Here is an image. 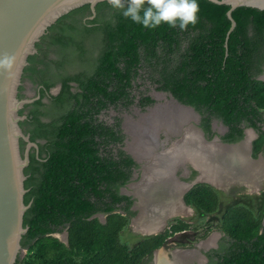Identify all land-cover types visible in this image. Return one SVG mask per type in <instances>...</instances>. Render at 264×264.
<instances>
[{
	"label": "trees",
	"instance_id": "1",
	"mask_svg": "<svg viewBox=\"0 0 264 264\" xmlns=\"http://www.w3.org/2000/svg\"><path fill=\"white\" fill-rule=\"evenodd\" d=\"M198 3L199 22L186 31L166 24L155 30L144 29L124 18L121 10L107 1L99 2L97 16L84 24L82 18L93 14L90 4H85L60 17L36 46L41 52L46 44L55 52L68 54V59L75 62L86 57L91 35L98 34L100 40L96 44L102 46L101 54L88 61L93 65L99 63L105 76L113 75L115 92H125L129 82L125 84L124 79L142 61L158 73L160 89L172 92L203 115L210 113L203 119L206 129L210 128L212 116L222 118L227 125L241 120L256 125L254 119L261 122V110H264V81L257 79L264 63V10L236 8L233 11L236 26L229 33V5L210 0H198ZM42 54L43 57L29 56L24 71L33 81L43 84L40 98L31 105L25 104L19 115L27 113L20 125L26 130L34 127L31 139H44L47 143L39 144L44 160L31 154L30 165L24 170L27 177L24 202L32 204L24 215V226H29V230L21 244L30 245L31 255L25 261L17 260L16 264H140L145 255L164 244L165 236L147 238L131 249L119 239L127 223L125 217L110 214L106 224L88 219L101 212V207L90 201L87 192H94L100 200L110 194L114 203L125 199L118 189L127 182L130 171L126 169L132 161L129 159L124 165L115 160L108 166V157L90 143L94 139L89 136V125L81 128L78 110L70 108L66 115L60 114L62 125L58 128L52 122L42 121L47 117L45 109L54 104L44 102L45 93L56 84L45 78L47 53ZM73 77L67 74L60 79L63 88L53 99L55 103L65 98L77 100L79 96L69 90L68 80ZM80 86L85 95L80 97L79 106L89 102L88 93L94 92L93 88L94 93L107 94L106 89L95 83L85 81ZM23 97L19 93V98ZM262 144L263 139L257 148ZM198 188L193 193L197 205L207 212L215 211L217 196L208 186ZM263 217L264 211L256 213L245 206L229 209L223 229L232 241L215 264H264ZM66 224H70L69 246L47 235L62 230ZM181 229L184 228L174 227L173 231ZM78 257L82 258L81 262L77 261Z\"/></svg>",
	"mask_w": 264,
	"mask_h": 264
},
{
	"label": "flooded vegetation",
	"instance_id": "2",
	"mask_svg": "<svg viewBox=\"0 0 264 264\" xmlns=\"http://www.w3.org/2000/svg\"><path fill=\"white\" fill-rule=\"evenodd\" d=\"M96 16L97 13L85 16L82 18V22L85 24L87 20H91ZM99 40L100 36L98 34H92L89 40L90 44L86 46L89 51L86 57L75 62L68 59V54L55 52L49 49L46 44L41 52L36 46L37 52L35 53L39 54L40 57H43L42 53H47V63L44 66L46 68L45 78L51 82L56 81V84L45 93L44 102L49 105L54 104L52 107L49 106L45 109L47 117L42 121L52 122L53 126L58 128L62 125L61 120H59L60 114L64 113L66 115L70 108L78 110L77 116L80 117L81 128L86 129L89 125V136L94 139L90 143L99 149L102 156L106 155L108 157V166L111 167L115 160L122 162L124 165L128 162L127 160L132 161L129 169H126L130 171L129 178L118 189L119 195L125 199L114 203V197L110 194L100 200L94 192H87L90 201L96 204L97 207H101V212L94 213L88 219H98L102 224H106L110 214H119L125 217L127 223L120 231L119 239L121 243L128 245L131 249L147 238L165 236L164 244L155 248L151 254L145 255L140 264H215L225 254V249L230 246L232 241L223 229L228 210L235 206H245L256 213L264 211V167L259 173L255 174V177L246 179L250 172L253 173L252 167L262 166V164L264 166V110H261V122L257 121V118L254 119L256 125L247 120H241L235 125H227L222 118L212 116L210 128L206 129L203 125V119L209 117L210 113L207 112L203 115L193 106L181 102L172 92L160 89L161 84L159 83L158 73L153 69H148L145 62L142 61L136 64L130 77L124 79L125 84L129 82L125 92H115L117 88H115L113 81L115 79H112L113 75L110 77L105 76L99 63L96 62L93 65L91 61H88L91 57L99 58L102 50V46L96 44ZM38 43H42L41 39ZM262 50L264 51V49ZM117 63L121 64L120 67H124L123 63ZM261 68L262 72L257 76V79L264 81V63ZM67 74L74 76L68 80L70 92L79 97L76 101L65 98L64 101L55 103L56 101L54 102L53 99L60 95L63 88V82L60 79ZM85 81L98 84L102 90H107V94L101 93V91L94 93L96 91L93 88L94 92H85L89 94V102L85 101L83 105L79 106L80 97L85 95L82 92L83 89L80 83ZM20 87L24 89L19 90L18 98L19 93L24 94L23 98L29 99L26 104L31 105L40 98L43 84L33 81L29 78L28 73L24 72ZM24 106L25 104L22 108ZM173 107L180 110H191L194 114L193 117L196 115L197 119L186 120L180 125L179 129L177 128V132L170 131L166 124L168 120L161 115L160 110L166 113ZM22 116L24 119L20 122L26 120L27 113ZM147 121L150 123L148 124ZM20 127L28 138L20 139L22 154L28 150L29 163L26 166L27 168L31 162V154H34L40 161L44 160L41 158L39 144H46L47 140L33 141L31 132L34 127L30 126L27 130L21 125ZM186 129H193L196 132L197 141H202L201 144L204 143L208 148L207 150L211 149L210 145H213L212 147L217 146L218 149L220 148V152L221 150L225 151L221 152L225 155V158L235 157L237 163L240 162L244 176L235 178L237 175H231L229 180L226 179L222 181L223 183L201 179V170L193 164L192 153L187 147L184 148L180 157L176 154V157L171 158L172 160L166 158L163 153L172 150L178 142L188 137L185 132ZM141 130H143V133ZM139 139L148 141L150 155L144 153L143 158L137 156L135 149L140 150L138 146ZM261 139H263V144L258 149ZM21 142L24 143L22 146ZM28 144L30 146L27 148ZM175 149L177 150V148ZM42 155L45 156L46 154L42 152ZM161 158L163 159L161 160ZM166 168L169 169L167 174H159L161 169L165 170ZM202 185L208 186L210 191L217 196L218 206L213 212H207L195 202L193 193L196 188ZM170 186H173L174 190ZM234 192H237V195L241 197H253L255 199L253 202L259 209L251 207V204L250 207L245 204H237L224 211L221 206L223 195L229 196ZM31 204L28 206L30 207ZM108 208L110 209L108 210ZM222 210L219 228L212 229L205 237L201 236V238L195 240L200 232L194 226L197 213L205 217L215 216ZM149 226L153 229L146 230L145 227L149 228ZM180 226L184 229L173 231L174 227ZM262 226H264V217ZM24 227L27 229L25 233L27 234L29 226ZM69 228L70 224H66L62 230L47 235L57 238L64 246H69ZM131 230L135 232L134 235ZM167 232H172V234L167 236ZM29 246H22L17 260L25 261L31 255ZM185 254H188V258L184 256ZM81 260L82 258H77L78 262H81Z\"/></svg>",
	"mask_w": 264,
	"mask_h": 264
},
{
	"label": "water",
	"instance_id": "3",
	"mask_svg": "<svg viewBox=\"0 0 264 264\" xmlns=\"http://www.w3.org/2000/svg\"><path fill=\"white\" fill-rule=\"evenodd\" d=\"M102 1L107 0H0V64L5 66L0 67V264H15L27 231L24 170L29 156L28 150L22 154L20 139L28 138L20 127L24 117L19 111L29 99L18 98V92L28 57L37 52L36 43L60 17L85 4H90L95 14L96 5ZM210 1L230 6L229 33L236 26V8L264 10V0Z\"/></svg>",
	"mask_w": 264,
	"mask_h": 264
},
{
	"label": "bare ground",
	"instance_id": "4",
	"mask_svg": "<svg viewBox=\"0 0 264 264\" xmlns=\"http://www.w3.org/2000/svg\"><path fill=\"white\" fill-rule=\"evenodd\" d=\"M156 111V110H155ZM161 115L166 118L167 121V125L170 129V131L173 132H177V130L179 129L180 125L182 123H184L186 120L192 119V118H196V115L193 117V113L191 110H185V109H178L177 107H173L171 108L169 111H167L166 113L160 110ZM153 114V113H152ZM149 117V116H148ZM157 117V116H156ZM162 118V117H161ZM148 120V119H147ZM153 120V119H152ZM193 120V119H192ZM154 121V120H153ZM158 121V120H157ZM188 122V121H187ZM148 123V121H147ZM150 123V122H149ZM148 123V124H149ZM156 123V122H155ZM163 123V122H162ZM164 126V125H163ZM154 128V127H153ZM178 128V129H177ZM176 130V131H175ZM139 131V130H138ZM143 130H141L142 132ZM151 131V130H150ZM140 132V131H139ZM185 132L188 134V137H185L183 141L178 142L175 147L172 150H169L165 153H163V155L166 158H174L176 157V154H178L177 156L180 157L181 153L183 152L184 148L187 147L189 148L190 152L192 153V162L193 164H195L196 166H198L201 170V179H206V180H210L213 181L214 183H221L224 180H229V177L232 175H237L235 178H242L244 176V173L241 171V165L240 162L237 163L236 158L231 156L230 158H225V155L222 154L221 152H225L222 151L220 152V148L218 149L217 146L212 147L213 145H208L209 147H211V149L207 150V146L203 143L201 144V142H198L196 137V132L193 129H186ZM143 133V132H142ZM184 133V134H186ZM147 134V133H146ZM140 136H142V134H140ZM251 137V136H250ZM151 139V138H150ZM147 140L146 139H139V143L138 146L140 148V150H136L137 156L139 158H143L144 157V153H147L146 155H150L151 151H150V144H147ZM152 142V140H151ZM183 146V147H182ZM137 147V146H136ZM152 148V147H151ZM177 148V150L175 149ZM246 148V147H245ZM175 149V150H174ZM216 149V150H215ZM224 150V149H223ZM226 150V149H225ZM247 150V149H246ZM146 151V152H145ZM209 151V153H207ZM185 152V151H184ZM245 153V152H244ZM243 153V154H244ZM249 156V155H248ZM158 158V157H157ZM163 158H161L162 160ZM172 160V159H171ZM248 160V159H247ZM174 161H176L174 159ZM175 163V162H174ZM262 163V162H261ZM175 165V164H174ZM164 167V166H163ZM170 167V166H169ZM262 166H256V167H252L253 168V173L250 172L249 175L247 176L246 179H252L253 177H255V174L259 173L262 170ZM164 170V169H163ZM161 169V171H159V174H167L169 172V169L166 168L164 171ZM146 179V178H145ZM232 179V178H231ZM234 180V179H232ZM156 182V181H155ZM174 182V181H173ZM161 183V182H160ZM223 183V182H222ZM246 184V182H244ZM175 186V185H174ZM172 190H174L173 186H170ZM176 187V186H175ZM162 188V187H161ZM164 188V187H163ZM160 201V200H159ZM161 202V201H160ZM168 203V202H167ZM159 204V203H158ZM162 204V203H161ZM160 204V205H161ZM164 207V206H163ZM162 207V208H163ZM176 207V206H175ZM160 209V208H157ZM164 209V208H163ZM181 210V209H180ZM179 210V211H180ZM183 210V209H182ZM158 211V210H157ZM171 211V210H170ZM177 212V211H176ZM143 213V212H142ZM173 214V213H172ZM157 222V221H155ZM145 226V225H144ZM157 226V225H156ZM155 226V228H156ZM164 226V225H163ZM158 227V226H157ZM146 230H150L153 228H149L145 227ZM183 256V255H182ZM184 256H187L186 254ZM191 256V255H190ZM192 257V256H191ZM188 258V256H187Z\"/></svg>",
	"mask_w": 264,
	"mask_h": 264
},
{
	"label": "clouds",
	"instance_id": "5",
	"mask_svg": "<svg viewBox=\"0 0 264 264\" xmlns=\"http://www.w3.org/2000/svg\"><path fill=\"white\" fill-rule=\"evenodd\" d=\"M107 3L121 10L124 18L148 30L166 24L186 31L199 22L198 0H107ZM0 67L5 66L0 64Z\"/></svg>",
	"mask_w": 264,
	"mask_h": 264
},
{
	"label": "rangeland",
	"instance_id": "6",
	"mask_svg": "<svg viewBox=\"0 0 264 264\" xmlns=\"http://www.w3.org/2000/svg\"><path fill=\"white\" fill-rule=\"evenodd\" d=\"M255 199H253V197H241L237 195V192H234L232 194H230L229 196L227 195H223V201H222V207L223 210H227L229 209L231 206L233 205H237V204H245L247 206L255 208V209H259V207H256L254 204ZM222 212H220L219 214L215 215V216H201L199 215V213H197V215L195 216L194 219V226H196L198 228L197 231H200L199 234H197V238H195V240H197L198 238L205 237L206 234L212 230V229H218L219 228V224L221 222V218H222ZM132 234L134 235L135 232L133 230H131ZM138 235V234H137ZM192 244V243H190Z\"/></svg>",
	"mask_w": 264,
	"mask_h": 264
},
{
	"label": "crops",
	"instance_id": "7",
	"mask_svg": "<svg viewBox=\"0 0 264 264\" xmlns=\"http://www.w3.org/2000/svg\"><path fill=\"white\" fill-rule=\"evenodd\" d=\"M211 242V241H210ZM186 255H188V254H186Z\"/></svg>",
	"mask_w": 264,
	"mask_h": 264
}]
</instances>
